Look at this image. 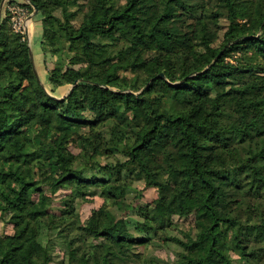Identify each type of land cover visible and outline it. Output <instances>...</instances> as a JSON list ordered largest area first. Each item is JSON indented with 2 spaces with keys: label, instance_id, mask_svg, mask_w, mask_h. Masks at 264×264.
<instances>
[{
  "label": "trees",
  "instance_id": "16d2710c",
  "mask_svg": "<svg viewBox=\"0 0 264 264\" xmlns=\"http://www.w3.org/2000/svg\"><path fill=\"white\" fill-rule=\"evenodd\" d=\"M78 1L51 0L49 8L42 0L21 3L42 16L45 53L64 51L63 32L66 52L72 51L66 64L56 60L47 68L49 92L34 72L24 34L11 27L7 8L1 14L0 219L16 227L0 246V264H48L55 245L86 254L99 238L106 245L99 259L78 264L258 263L241 235L248 226L264 241V212L258 208L244 220L222 214L216 199L243 180L264 199V0L215 6L158 0L150 20L143 11L151 0H89L74 25L69 7ZM57 7L62 18L53 13ZM178 13L196 20L191 45L174 42L170 24ZM68 84L74 85L63 97L52 95ZM70 145L79 149L75 160ZM134 162L156 188L158 223L137 201L120 213L112 209L127 197ZM42 185L69 188L80 201L102 197L98 218L74 225L72 205L50 211L42 194L38 200L28 194ZM189 216V241L164 239L176 244L173 261L139 249L158 229ZM201 243L203 254H189Z\"/></svg>",
  "mask_w": 264,
  "mask_h": 264
},
{
  "label": "rangeland",
  "instance_id": "374dc122",
  "mask_svg": "<svg viewBox=\"0 0 264 264\" xmlns=\"http://www.w3.org/2000/svg\"><path fill=\"white\" fill-rule=\"evenodd\" d=\"M2 1V0H1ZM9 0H4L2 3V13L4 14L5 8L9 11L8 6ZM18 2L26 3V0H17ZM46 3L47 8L51 7V0H42ZM125 0H109L110 3L113 2V5L123 3ZM217 0H202V3L205 6H215ZM1 3V2H0ZM89 4V0H79L76 5H73L70 10H75L76 15L73 19L72 23L74 25H78L84 11L86 10ZM158 0H151L149 6H147L143 11V17L146 20H150L157 11ZM37 8V7H36ZM35 6L32 5L31 8L27 6H23V13L21 14L22 18V30L18 32H22L25 36V40L30 47V50L33 55V66L37 71V75L39 79L44 82L43 76L47 75V68H51L56 60H61V62L65 63L68 61V54L71 55L72 51L66 52L67 42L65 33H61L60 40L62 42V47L64 49L58 53H45L41 47L42 40V16L39 15V10L35 12ZM1 13V14H2ZM53 13L58 17L62 18L61 9L59 7L53 8ZM10 19V15H9ZM196 20L187 16L185 13L176 14L171 20V28L174 32V42L182 45H191L193 40V29L195 27ZM220 32L222 34L223 28L226 24V21L222 19L220 21ZM7 27H10L7 23ZM10 25L13 28V25L10 20ZM37 27V28H36ZM16 31V30H15ZM78 66V65H74ZM43 78V79H42ZM73 84H68L67 90L64 91V94L60 97H63L70 90V86ZM252 93L257 92V90L251 91ZM166 147L168 150L172 149L171 140H164ZM79 149L73 145L69 146L68 155L70 158H74L78 154ZM120 160H124V156L119 154L116 155ZM115 158H112L113 161ZM147 162L153 163L151 156H145ZM104 162L105 158L100 159ZM129 171L133 177V182L131 184V188L126 189V199L120 201L118 205L112 206L114 212L118 211V213L122 212L123 209L127 208L126 206L129 203H133L137 201L144 207L146 211H148L149 216H151L155 223L160 221V215L156 210L157 203V192L156 188L152 186H148L144 182L143 176L138 172L139 165L138 163H130L128 164ZM140 193V197L136 200L135 196ZM261 190L256 185L250 183L248 180L241 181V186L230 187L227 188V192L224 196L216 199V203L220 208L222 214H231L235 216H240L241 219H246L249 215H257L259 213L258 208L264 212V199L261 196ZM28 194H31L34 200H38L41 197V194L44 196L43 203H49L48 209L50 211L59 213V210L72 205L73 206V221L74 225H82L86 222L88 217L92 216L94 218H98L97 209L103 202V198L95 195V196H86L85 201H80L78 198L74 199L73 194L70 192L69 188L58 187L54 190L48 189L45 185L41 186V190H32L28 191ZM164 202V200H160ZM156 202V203H155ZM139 212V211H138ZM133 214L135 212L132 211ZM142 213V212H141ZM140 213V216H141ZM138 214V213H137ZM135 216V215H134ZM137 217V216H136ZM139 217V216H138ZM177 222V223H176ZM174 226L163 227L162 229H158L154 234V239L147 246H139V249L145 251L146 253H152L163 258H166L169 261H173L175 259V251L176 244L168 242L165 240H171L170 238L179 237L186 241H189V235L187 233L190 232L192 227V217L189 216L187 218L176 220ZM177 224V225H176ZM15 224L10 221H6L5 219H0V246H7V238L5 237L7 234L13 233L15 229ZM242 238L249 242L250 249L252 252L259 258L258 263L256 264H264V241L258 239L253 232V228L245 226L242 227ZM105 242L103 238H99L94 240L92 246L88 249L87 253L84 254L80 249L70 250L67 253L61 249L58 245H55L53 248V259L48 264H67L68 261L74 263H81L84 260L86 261L91 259H99L100 254L105 250ZM205 243H201L199 247H197L193 251H189V254L199 256L204 253ZM118 264H135L132 262L125 260L119 261Z\"/></svg>",
  "mask_w": 264,
  "mask_h": 264
},
{
  "label": "built area",
  "instance_id": "2783aa9c",
  "mask_svg": "<svg viewBox=\"0 0 264 264\" xmlns=\"http://www.w3.org/2000/svg\"><path fill=\"white\" fill-rule=\"evenodd\" d=\"M16 2H14L9 6V10H10V20L11 23L13 25V29L16 31H21L22 30V18H21V14L23 13V5H21V2H18L17 0H15ZM28 2V0H26Z\"/></svg>",
  "mask_w": 264,
  "mask_h": 264
},
{
  "label": "crops",
  "instance_id": "0c3cea01",
  "mask_svg": "<svg viewBox=\"0 0 264 264\" xmlns=\"http://www.w3.org/2000/svg\"><path fill=\"white\" fill-rule=\"evenodd\" d=\"M36 70V69H35ZM37 72V71H36ZM38 76V75H37ZM38 78H39V76H38ZM43 78H44V82H42V80H40L41 81V83L43 84V87L45 88V90L47 91V92H49V88L51 87V84L49 83V81H48V78H46V75L45 76H43ZM42 78V79H43ZM67 88H68V85H61V86H59V87H57L56 89H55V92H54V94H52L53 96H55V97H60V96H62L63 94H64V91H62V90H67Z\"/></svg>",
  "mask_w": 264,
  "mask_h": 264
},
{
  "label": "water",
  "instance_id": "95a60500",
  "mask_svg": "<svg viewBox=\"0 0 264 264\" xmlns=\"http://www.w3.org/2000/svg\"><path fill=\"white\" fill-rule=\"evenodd\" d=\"M3 1H4V0H2L1 3H0V22H1V13H2V3H3ZM28 2H29V0H28ZM34 11H35V12L37 11V8H36V7H35V10H34ZM219 54H220V52H219ZM219 54H218V55H219ZM29 56H30V60H31V62H32V64H33V55H32V52H31L30 49H29ZM33 68H34V66H33ZM34 72H35V74H36V76H37V72H36L35 68H34ZM37 77H38V76H37ZM73 85H74V84H73ZM73 85L70 86V90L72 89V86H73ZM70 90H69V91H70Z\"/></svg>",
  "mask_w": 264,
  "mask_h": 264
},
{
  "label": "bare ground",
  "instance_id": "6f19581e",
  "mask_svg": "<svg viewBox=\"0 0 264 264\" xmlns=\"http://www.w3.org/2000/svg\"><path fill=\"white\" fill-rule=\"evenodd\" d=\"M37 28V27H36Z\"/></svg>",
  "mask_w": 264,
  "mask_h": 264
}]
</instances>
